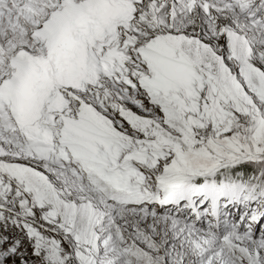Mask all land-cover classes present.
<instances>
[{"label": "snow or ice", "instance_id": "1", "mask_svg": "<svg viewBox=\"0 0 264 264\" xmlns=\"http://www.w3.org/2000/svg\"><path fill=\"white\" fill-rule=\"evenodd\" d=\"M0 264H264V0H0Z\"/></svg>", "mask_w": 264, "mask_h": 264}]
</instances>
